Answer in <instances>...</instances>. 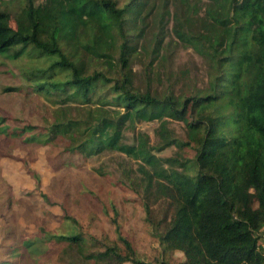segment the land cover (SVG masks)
Returning <instances> with one entry per match:
<instances>
[{
	"label": "trees",
	"instance_id": "1",
	"mask_svg": "<svg viewBox=\"0 0 264 264\" xmlns=\"http://www.w3.org/2000/svg\"><path fill=\"white\" fill-rule=\"evenodd\" d=\"M177 48L206 80L173 66ZM0 56L25 62L19 89L56 108L38 131L0 116V134L135 161L122 176L163 247L157 264H264V0H0ZM142 123L157 124V143L126 144ZM49 239L65 244L60 264H155L121 235Z\"/></svg>",
	"mask_w": 264,
	"mask_h": 264
},
{
	"label": "rangeland",
	"instance_id": "2",
	"mask_svg": "<svg viewBox=\"0 0 264 264\" xmlns=\"http://www.w3.org/2000/svg\"><path fill=\"white\" fill-rule=\"evenodd\" d=\"M171 56L175 68L193 71L199 83L207 79L205 63L191 49L177 48ZM24 66L23 61L0 56V116L15 130L31 126L38 131L55 121L56 108L32 89H19L24 86L20 77ZM156 126L137 124L135 132L125 134V143L132 145L140 133L147 134L154 146ZM173 127L180 131L178 124ZM67 145L61 136L43 145L40 140L27 142L0 134V262L60 264L65 244L46 240L52 234L80 232L109 242L121 235L132 241L145 262L160 263L163 247L155 238L154 227L145 221L141 199L122 176L126 167L136 169L137 163H125L119 152L68 153ZM176 151L172 147L156 156L169 158ZM31 246L42 252L37 257L26 254ZM168 258L181 261L183 254L175 252Z\"/></svg>",
	"mask_w": 264,
	"mask_h": 264
},
{
	"label": "crops",
	"instance_id": "3",
	"mask_svg": "<svg viewBox=\"0 0 264 264\" xmlns=\"http://www.w3.org/2000/svg\"><path fill=\"white\" fill-rule=\"evenodd\" d=\"M261 246L264 248V232L262 234Z\"/></svg>",
	"mask_w": 264,
	"mask_h": 264
}]
</instances>
